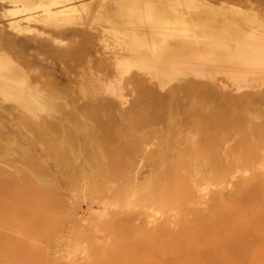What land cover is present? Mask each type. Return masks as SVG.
<instances>
[{"label": "bare ground", "instance_id": "bare-ground-1", "mask_svg": "<svg viewBox=\"0 0 264 264\" xmlns=\"http://www.w3.org/2000/svg\"><path fill=\"white\" fill-rule=\"evenodd\" d=\"M40 235L44 264H264V0H0V264Z\"/></svg>", "mask_w": 264, "mask_h": 264}, {"label": "rangeland", "instance_id": "rangeland-1", "mask_svg": "<svg viewBox=\"0 0 264 264\" xmlns=\"http://www.w3.org/2000/svg\"><path fill=\"white\" fill-rule=\"evenodd\" d=\"M241 1L247 2V1H250V0H231V2H233L235 4L236 3H239ZM42 212H44V210H39V212H36V216L34 217V219L39 220L40 215H41ZM48 217H49V214H48ZM44 220H47V219H44ZM29 224L30 225L32 224V219H30ZM42 234H46V233H42ZM45 237H46V235H40L39 237L36 238L35 245L30 244V246L28 248V251H27V253H28L27 261H26L27 264H44L43 263L44 261L42 260V258L40 257V255H37L35 252L40 247L47 246V243L50 241V239L49 238L48 239H45ZM115 264H132V263L131 262H129V263H123V262H121L120 263V261H119V262H116Z\"/></svg>", "mask_w": 264, "mask_h": 264}]
</instances>
